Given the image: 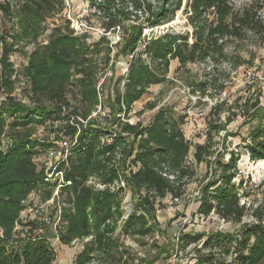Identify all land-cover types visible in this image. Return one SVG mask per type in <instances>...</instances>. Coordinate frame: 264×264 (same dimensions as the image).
<instances>
[{"label": "rangeland", "instance_id": "obj_1", "mask_svg": "<svg viewBox=\"0 0 264 264\" xmlns=\"http://www.w3.org/2000/svg\"><path fill=\"white\" fill-rule=\"evenodd\" d=\"M21 1L0 0V118L2 122L0 153L7 155L15 146L17 139L29 138L35 143L34 148L28 147L36 178L35 185L21 200L22 206L23 201L44 202L49 199L48 196L52 191L44 182L45 152L52 145L50 135L52 130L49 129L47 122L66 107L69 111L68 115L73 116L78 124L76 127L64 126L55 134V140L63 136L72 141L75 138L78 140L67 162L61 165L71 178L74 167L78 165L81 157L82 146L89 140L82 139L83 131L91 123H95V127L108 125L105 117L109 111L103 108L104 104H108L107 95L116 97L117 84L121 79L119 89L124 91L130 64L139 53L130 59L132 53L123 50L127 34L117 28L107 33L108 45L104 43L100 51L88 55L95 60L97 67L96 90L99 104L96 109L90 110L89 105L85 103L81 85L83 75L75 73L71 74L61 100L35 94L28 73L30 59L36 50L49 43L53 31L65 32L68 21L70 29H73L69 20L72 19L77 22L73 23L78 29V32L74 31L75 36L87 33L90 42H97L104 32V24L107 20L102 18L98 7H93L90 0H63L62 10L45 19L44 32L36 40L22 39L21 36V38L17 37L20 34ZM144 1V6L145 3L152 6V13L162 10L164 15L156 18L161 27L157 29L154 26L153 33L148 34L146 40L156 39L152 36H180L178 43L184 46L188 57L184 61L178 58L171 59L168 81L152 86L148 93L131 105L127 116L122 113L120 117L123 121L141 122L146 126L160 107L163 105L174 107L175 111L185 118L181 128L192 144L186 166L194 175L184 179L183 194L180 197L168 195L156 203L155 219L144 210H137L136 202L139 199L128 186L124 176L118 174L111 182L104 181L100 172L89 175L87 180L81 182L80 188L85 186L97 193L106 191L114 193L119 206H113L114 214L106 223L112 228L110 234L105 235V238L112 242L111 250L108 253L94 252L88 264H169L173 260L176 264H195L198 255H206L210 251L214 255L213 264H233L236 254L234 244H220L207 249H204V244L216 235L225 239L229 238L227 236L240 234L238 236L240 238L246 224L257 221L255 212L264 214V161L251 160L243 147V138H246L250 126L258 122H248L249 119L238 116L227 126L229 132L238 134L236 137H225L223 130L218 133L213 131L212 155L207 157L208 161H213L219 156L222 157L223 162H227L230 152L238 154L233 181L237 187L243 181L242 187L237 191L240 206L245 207L241 219L235 215H225L219 210H213L209 215L198 213L203 187L214 177V171L207 162L197 163L194 155L196 145L207 142L209 120L215 114L212 108L217 103H222L218 110L219 124L226 122L230 108L238 112L241 104H245L251 95H253L252 102L259 99L260 105L264 107V0H229L226 4L230 11L223 20L220 17L218 3H215L202 9L199 23L194 16V0ZM126 4L130 10L132 1L129 0ZM138 17L141 23L142 20L150 18V15L139 12ZM139 22L134 23L138 25ZM221 23L226 25L227 30L216 33L215 40L211 41L209 37L211 30L218 28ZM111 41L116 43L113 45L114 51L111 48ZM212 42L216 43L212 45L215 48L209 49L208 45ZM197 44L206 48L198 50L193 59L189 51ZM109 49L111 52L108 55ZM207 50L208 55L204 56ZM144 58L151 64L147 56ZM200 84L206 85V92L200 90ZM38 105L54 112L43 117L41 123L36 121L39 118L35 114ZM86 114L88 118L84 119ZM22 121H27L29 124L23 126ZM82 121L87 123L82 124ZM112 140L113 137L110 135L99 137L102 145L111 144ZM103 158H108L104 163L108 162L111 167L121 169L123 154L120 150L117 149ZM128 165L129 162L126 163V167ZM76 179L80 180L79 177ZM73 188L74 183L60 194L65 214L75 212L76 191ZM133 215H136V218L144 216V220L137 221L127 231L125 223ZM90 221L93 224V219ZM15 222L10 240L5 237L4 230L0 226V238L4 239L7 250L12 249V246L18 248L22 244L17 243L14 237L17 235L14 231ZM65 222L68 228L69 221L66 218ZM104 228L105 226H102L101 232L105 231ZM145 230L150 231L145 233L143 232ZM176 234L179 235L180 242L175 241ZM93 238L94 232L91 236L77 238L70 244L58 245L54 250L53 263L74 264L77 255L84 250L87 243L92 242ZM198 250H201V253H198Z\"/></svg>", "mask_w": 264, "mask_h": 264}, {"label": "trees", "instance_id": "obj_2", "mask_svg": "<svg viewBox=\"0 0 264 264\" xmlns=\"http://www.w3.org/2000/svg\"><path fill=\"white\" fill-rule=\"evenodd\" d=\"M127 1L129 0H90L93 7H98L102 18L107 20L104 24L105 32L117 28L124 30L127 39L123 50L134 53L142 40L144 29L157 26L159 20L156 18L164 15L162 10L152 13V6L146 3L144 6V0L143 2L130 0L132 6L129 10ZM227 1L229 0H194V16L199 20L198 23L201 20L202 9L215 3H218L220 17L223 20L230 11ZM62 4L63 0H22L19 14L20 34L17 37L36 40L44 32L45 19L59 13ZM139 12L149 14L150 18L140 23ZM134 22L139 24L136 25ZM67 23L65 32L53 31L49 43L36 50L31 56L28 73L32 80L33 91L35 94L45 95L44 97L61 100L71 74L83 75L81 85L84 101L89 105L90 110L96 109L99 104L96 90L97 67L95 60L88 55L100 51L102 44L108 45V40L106 36H101L97 42H90L87 33L75 36L74 30L69 27V21ZM226 30V25L221 23L218 28L211 30L210 40L214 41L216 33H223ZM180 38V36L164 35L148 40L146 50L139 53L130 64L124 91L119 89L121 79L117 84L116 97L107 95L108 104H104L103 108L109 111L105 117L108 125L95 127V123H91L83 131L82 139L89 140L82 146L78 165L74 167L72 177L70 176L75 179L73 188L76 191L75 212L65 214L69 225L61 239L62 243L70 244L77 238L91 236L92 232L94 238L77 255L74 264H88L94 252L108 253L111 250L112 242L105 238V235L110 234L112 228L106 223L114 214L113 206H119L114 193L108 191L97 193L85 186L80 188L81 182L87 180L89 175L100 172L104 181L111 182L118 174L124 176L128 186L139 199L136 202L137 210H144L153 219L156 216V203L168 195L180 197L183 194L184 179L194 175L186 166L192 144L181 128L185 118L178 114L174 107L169 105L160 107L146 126L141 122L123 121L120 117L122 113L127 116L131 105L148 93L152 86L168 81L171 59L178 58L182 61L187 59L184 46L178 43ZM215 44L212 42L211 46L208 45L209 49L215 48L212 46ZM204 48L206 46L194 45L189 51L190 57L194 59L198 50ZM110 52L109 49L108 55ZM206 52L204 56L208 55V50ZM144 56L150 59L151 64L147 63ZM108 61H110L109 57ZM199 86L201 91L206 92L205 84ZM252 101L253 95L247 98L245 104H241L238 112L230 108L226 122L220 124L218 110L222 103H217L212 108L215 114L209 120L207 142L197 144L194 155L197 163L207 162L214 171V177L203 187L199 214L209 215L213 210H219L225 215H235L239 219L243 217L245 207L240 206L237 192L242 187L243 181L239 183V187L233 181L238 154L230 152L227 162H223L222 157L219 156L213 161H208L207 157L212 155L213 131L218 133L223 130L225 137H236L238 134L229 132L227 126L241 116L246 120L249 119L248 122H258L250 126L246 138H243V147L251 160L264 161V107L260 105L259 99ZM53 113L38 105L35 114L39 118L36 121L41 123L43 117ZM87 118L86 114L84 119ZM1 123L0 118V134ZM28 124L27 121L21 122L23 126ZM101 135L112 136V143L102 145L99 141ZM34 145L35 143L29 138H21L16 140L15 146L7 155L0 153V226L8 240L11 239L14 222L22 207L21 200L35 185L36 178L30 162L31 151L28 148L30 146L34 148ZM117 149L123 154L120 170L111 167L108 162L104 163L108 158H103ZM128 162L129 165L126 167ZM77 177L80 180L76 179ZM255 216L257 221L246 224L240 238H238L240 234L227 236L229 238L225 239L216 235L204 244V249L220 244H234L236 254L233 264H264V214L256 211ZM142 220L144 216L136 218V215H133L125 223V229L129 231L137 221ZM102 226H105L104 232H101ZM198 253H201V250H198ZM196 258L195 264H213L214 261L212 251L206 255H198ZM54 260V253L43 242L22 244L18 248L12 246V249L7 250L4 239L0 238V264H52Z\"/></svg>", "mask_w": 264, "mask_h": 264}, {"label": "built area", "instance_id": "obj_3", "mask_svg": "<svg viewBox=\"0 0 264 264\" xmlns=\"http://www.w3.org/2000/svg\"><path fill=\"white\" fill-rule=\"evenodd\" d=\"M69 20H71V27L74 31H77L78 29L73 24L77 22H74L72 19ZM159 27L161 26H156L157 29ZM153 31L154 27H147L144 29L142 40L138 43L137 49L132 53L130 59H133L137 53H142L146 50L148 42L146 37L148 34L153 33ZM107 33L108 32L104 30L101 36H107ZM152 37L158 38L159 36ZM114 44L116 43L111 41V48H113V51ZM68 112L67 108L63 107L62 112H59L56 117L47 122L49 129L52 130V134H50L52 145L45 152L44 162V166L46 167L44 182L52 189L51 194L48 196L49 199L44 202L33 201V203L32 201H23L14 228V231L17 233V235H14L17 243L21 242L24 245L27 243L43 242L53 253L58 245H62L61 237L63 232L67 229L65 210L60 201V194L62 190L72 187L74 183L61 165L67 162L78 140L75 138V140L72 141L65 136L59 140H55L56 131H60L64 126H78L75 122V118L68 115ZM85 123H87V121H82V124ZM175 200L177 201L178 199ZM174 239L180 242L179 235H174ZM169 264H176V262L173 260Z\"/></svg>", "mask_w": 264, "mask_h": 264}]
</instances>
